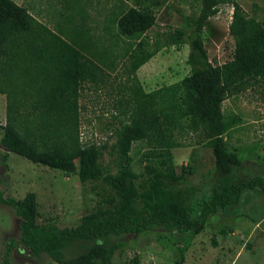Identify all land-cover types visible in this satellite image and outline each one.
<instances>
[{
  "label": "trees",
  "instance_id": "1",
  "mask_svg": "<svg viewBox=\"0 0 264 264\" xmlns=\"http://www.w3.org/2000/svg\"><path fill=\"white\" fill-rule=\"evenodd\" d=\"M199 3L188 37V74L151 92L139 85L134 88L129 119L114 131L112 172L101 162L105 147L83 145L80 140V89L100 68L84 54L81 43L64 42L23 6L0 0V81L11 66L23 65L37 69L36 78L47 84L36 86L35 94L25 92L32 88L29 83L25 91H0L7 100L0 146L36 165L92 183L107 200L106 207L83 215L75 227L58 228L38 223L35 193L16 200L4 197L0 189V204L10 206L20 219L18 238L6 242L0 264H10L13 249L19 246L35 257L45 255L53 264H114L118 242L93 243L79 252L74 248L108 236L138 235L151 226L183 236L172 259V264H183L186 242L204 230L211 215L236 206L249 191H258L264 201V175L237 176L242 160L226 143L228 124L222 113L227 96L256 85L264 89V27L233 0ZM227 3L232 7L228 33L233 56L225 64L212 65L202 41L203 27L218 13V6ZM158 5L159 0H135L116 19L118 33L129 39L143 35L154 26ZM142 45L138 42L128 56L131 73L151 58ZM185 129L199 132L213 157L212 186L200 199L198 187L181 186L185 175L165 161L172 146L169 138ZM137 141L154 146L147 159L159 158L161 164L147 163L141 177L130 167L129 153Z\"/></svg>",
  "mask_w": 264,
  "mask_h": 264
},
{
  "label": "rangeland",
  "instance_id": "2",
  "mask_svg": "<svg viewBox=\"0 0 264 264\" xmlns=\"http://www.w3.org/2000/svg\"><path fill=\"white\" fill-rule=\"evenodd\" d=\"M23 6L38 22L52 30L66 43L78 41L84 54L100 68L93 80L80 89V140L83 145L104 146L101 162L115 172L112 152L114 131L128 121L133 107L134 88L144 92L178 83L189 68V34L199 10V0H159L154 10L155 24L137 38L121 36L116 27L119 14L135 4V0H12ZM249 17L264 27V0H233ZM232 7L218 6V13L204 24L202 41L212 65L232 60L234 43L228 33ZM60 30V31H59ZM67 33L69 35L63 34ZM178 33L184 34L179 37ZM142 42L151 58L135 73L130 72L129 55ZM27 72V73H25ZM37 69L23 65L6 70L0 91H25L35 94L36 86H47L37 79ZM4 78V77H3ZM7 100L0 94V137L5 125ZM222 113L228 124L225 135L230 150L241 158L239 178L264 175V89L247 88L229 95L222 103ZM19 131L22 133V129ZM169 157L165 161L177 174L183 173L181 186L195 185L200 199L212 186L213 157L199 132L187 129L175 131L169 138ZM154 146L146 141L132 144L129 153L132 171L141 177L147 163L160 166L159 158L147 159ZM0 189L4 197L21 200L28 192L36 195L38 223H51L58 228L75 227L80 218L97 206H107L104 195L82 183L75 175L36 165L0 146ZM19 217L7 205L0 204V261L6 242L17 239ZM175 230L161 226L148 227L138 235L108 236L82 243L79 252L93 243L120 244L114 264H172L176 247L183 241ZM212 240L215 245L212 244ZM183 264H264V201L258 191L242 195L231 208L209 217L203 231L187 241ZM10 264H53L41 254L38 257L19 246L13 249Z\"/></svg>",
  "mask_w": 264,
  "mask_h": 264
},
{
  "label": "crops",
  "instance_id": "3",
  "mask_svg": "<svg viewBox=\"0 0 264 264\" xmlns=\"http://www.w3.org/2000/svg\"><path fill=\"white\" fill-rule=\"evenodd\" d=\"M29 12V11H28Z\"/></svg>",
  "mask_w": 264,
  "mask_h": 264
}]
</instances>
